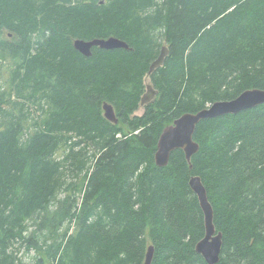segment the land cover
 I'll list each match as a JSON object with an SVG mask.
<instances>
[{
  "label": "trees",
  "instance_id": "16d2710c",
  "mask_svg": "<svg viewBox=\"0 0 264 264\" xmlns=\"http://www.w3.org/2000/svg\"><path fill=\"white\" fill-rule=\"evenodd\" d=\"M94 38L129 49L73 48ZM5 59L15 68L0 90V264H26L20 247L55 264H144L149 247L151 264H206L191 176L222 234L218 264H264V104L202 120L191 170L181 150L163 168L153 159L182 114L264 89V0H0ZM145 77L156 95L140 106Z\"/></svg>",
  "mask_w": 264,
  "mask_h": 264
},
{
  "label": "water",
  "instance_id": "95a60500",
  "mask_svg": "<svg viewBox=\"0 0 264 264\" xmlns=\"http://www.w3.org/2000/svg\"><path fill=\"white\" fill-rule=\"evenodd\" d=\"M73 48L85 57L91 56L92 48L103 50L124 49L128 50V45L117 39H98L80 40L76 39L72 43ZM168 49L161 48L159 55L153 61L149 68V76L155 69L163 66L165 58L168 56ZM156 95V91L151 85L146 87L143 93L140 105L144 106L150 103ZM264 104V89H250L240 93L236 98L228 101H217L196 113H185L175 119L171 125L166 126L159 135L154 153V163L157 167H166L170 155L181 150L184 153L189 169H192L191 158L199 151V145L193 140V135L198 124L202 120L216 119L226 115H237L242 112L254 109ZM103 117L112 124L118 123L111 105L104 103L102 105ZM188 185L197 196L199 205L204 214V237L196 244L195 252L200 255L206 264H218L222 249V234L217 232L213 222V211L208 201L207 192L203 186L200 177L191 176ZM153 257V248L150 247L145 255L144 264H151Z\"/></svg>",
  "mask_w": 264,
  "mask_h": 264
},
{
  "label": "rangeland",
  "instance_id": "374dc122",
  "mask_svg": "<svg viewBox=\"0 0 264 264\" xmlns=\"http://www.w3.org/2000/svg\"><path fill=\"white\" fill-rule=\"evenodd\" d=\"M105 0H101L103 2ZM168 45L165 43L164 40H161V47ZM14 60L12 59H5L0 62V90L7 89L9 86V80L11 76V71L15 68L14 65ZM144 85V91L143 93L146 92V87L150 84L149 78L145 77L143 81ZM7 109V108H6ZM24 110H26L27 114L31 118L30 120H35L36 118L41 117V113L36 110V108L33 105L25 103ZM143 113V107H141L138 112L135 113V115L140 116ZM6 118H3V116H0V123L4 122ZM118 138L120 137L119 135L117 136ZM148 244H150V241H147ZM40 246L43 247V244H39ZM17 257L21 260V262L26 263V264H31L32 261H36V259L41 260L42 264H55L49 260V257L47 253L43 251H39L38 253H35L33 249L30 251L26 249V247H20L18 248L17 252Z\"/></svg>",
  "mask_w": 264,
  "mask_h": 264
},
{
  "label": "bare ground",
  "instance_id": "6f19581e",
  "mask_svg": "<svg viewBox=\"0 0 264 264\" xmlns=\"http://www.w3.org/2000/svg\"><path fill=\"white\" fill-rule=\"evenodd\" d=\"M81 55H82V54H81ZM152 63H153V62H152ZM152 63H151V64H152ZM151 64H150V66H151ZM150 66H149V68H150ZM155 70H157V69H155ZM155 70H154V71H155ZM154 71H153V72H154ZM148 72H149V69H148ZM153 72H152V73H153ZM147 75H148V73H147ZM140 101H141V100H140ZM102 113L104 114L103 110H102ZM104 119H105V118H104ZM105 120H106V119H105ZM190 190H191V189H190ZM191 191H192V190H191ZM192 193H193V191H192ZM193 194H194V193H193ZM194 195H195V194H194ZM195 196H196V195H195ZM196 198H197V196H196ZM197 201H198V198H197ZM198 205H199V202H198ZM199 207H200V205H199ZM211 208H212V207H211ZM200 210H201V212H202L203 226H204V214H203V211H202L201 207H200ZM212 211H213V210H212ZM204 234H205V227H204ZM203 237H204V235H203ZM203 237H202V238H203ZM202 238H201V239H202ZM199 241H200V240H199ZM199 241H198V242H199ZM198 242H197V243H198ZM197 243H196V244H197ZM196 244H195V246H196ZM149 248H150V247H149ZM149 248H148V249H149ZM194 250H195V247H194ZM147 252H148V250H147ZM152 259H153V257H152ZM144 261H145V259H144ZM205 263H206V262H205Z\"/></svg>",
  "mask_w": 264,
  "mask_h": 264
},
{
  "label": "flooded vegetation",
  "instance_id": "af4514ba",
  "mask_svg": "<svg viewBox=\"0 0 264 264\" xmlns=\"http://www.w3.org/2000/svg\"><path fill=\"white\" fill-rule=\"evenodd\" d=\"M141 106V105H140Z\"/></svg>",
  "mask_w": 264,
  "mask_h": 264
}]
</instances>
